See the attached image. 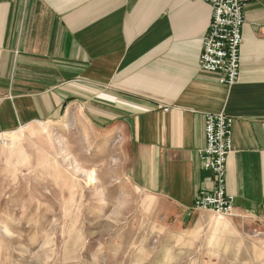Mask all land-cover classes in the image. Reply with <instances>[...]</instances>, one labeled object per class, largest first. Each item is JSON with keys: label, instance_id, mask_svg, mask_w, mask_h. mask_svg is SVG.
<instances>
[{"label": "crops", "instance_id": "0c3cea01", "mask_svg": "<svg viewBox=\"0 0 264 264\" xmlns=\"http://www.w3.org/2000/svg\"><path fill=\"white\" fill-rule=\"evenodd\" d=\"M211 18L200 0H0V134L88 109L130 142L141 193L186 212L212 186L206 115L224 113L235 211L264 218V0H247L233 87L199 67Z\"/></svg>", "mask_w": 264, "mask_h": 264}, {"label": "rangeland", "instance_id": "374dc122", "mask_svg": "<svg viewBox=\"0 0 264 264\" xmlns=\"http://www.w3.org/2000/svg\"><path fill=\"white\" fill-rule=\"evenodd\" d=\"M200 1L212 8L211 35L215 8ZM221 115L232 119L223 139L228 211L198 203L216 188L217 172L204 169L202 155L208 117ZM233 124L224 113L206 115L199 159L212 186L201 187L186 212L141 193L128 174L130 142L96 125L88 109L0 134V264H264V218L235 211L227 189Z\"/></svg>", "mask_w": 264, "mask_h": 264}, {"label": "built area", "instance_id": "2783aa9c", "mask_svg": "<svg viewBox=\"0 0 264 264\" xmlns=\"http://www.w3.org/2000/svg\"><path fill=\"white\" fill-rule=\"evenodd\" d=\"M205 1L213 4L215 8V22L211 35H207L204 39L199 65L203 71L217 74L221 84L233 85L239 81L241 73L240 53L243 44L241 27L244 22L242 9L244 0ZM231 124L232 119L224 115L208 117V146L205 151L208 156L202 155V159H204L205 170L212 168L217 172V174L212 173L216 188L212 193L199 198L201 201L198 202L217 204L218 207H225L227 211L232 209L233 198L226 191L225 156L227 146L223 143V139H225L224 136H230ZM203 151L201 152L203 153ZM211 155L217 156L216 168L212 164L214 158Z\"/></svg>", "mask_w": 264, "mask_h": 264}]
</instances>
